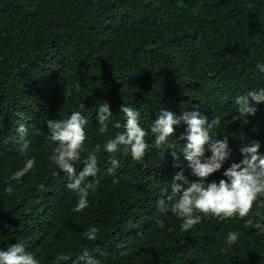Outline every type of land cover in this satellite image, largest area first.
Listing matches in <instances>:
<instances>
[{"label":"trees","instance_id":"obj_1","mask_svg":"<svg viewBox=\"0 0 264 264\" xmlns=\"http://www.w3.org/2000/svg\"><path fill=\"white\" fill-rule=\"evenodd\" d=\"M258 61H264V0H0V247L22 241L40 264H71L56 258L84 249L100 264H142L143 247L157 264H183L171 248L195 246L201 264H264L260 232L236 228L240 241L228 246L224 223L202 219L181 232L177 217L160 214L155 202L169 166L155 152L142 163L115 154L120 166L112 174V154L98 153L99 184L89 206L73 212L77 197L48 158L54 143L47 128V120L83 110L84 146L103 147L123 129L109 125L101 134L98 104L108 103L121 122L120 106L136 107L146 130L161 108L178 115L198 110L221 117L218 131L229 136L233 152L253 140L264 152V103L246 118L234 103L264 87ZM21 122L31 141L23 155L15 132ZM30 157L36 167L12 179ZM91 226L99 230L95 241L84 235Z\"/></svg>","mask_w":264,"mask_h":264},{"label":"clouds","instance_id":"obj_2","mask_svg":"<svg viewBox=\"0 0 264 264\" xmlns=\"http://www.w3.org/2000/svg\"><path fill=\"white\" fill-rule=\"evenodd\" d=\"M256 69L259 74H264V61H258ZM234 103L240 117L254 115L255 105L264 103V87L249 89L246 94L238 95ZM119 111L123 113V122L113 120L108 103L96 107L95 117L101 134L108 131L109 125L123 129L108 139L103 147L99 143L94 148L84 146L89 119L83 110L72 111L66 119L47 120L48 138L54 143L48 158L58 172L68 177L66 188L77 197L73 212H82L89 206V192L95 191L99 184L95 179L99 171L98 153L112 154L111 167L107 170L112 174L120 166L115 154L123 151L134 161L142 163L146 154L155 152L169 166L163 171L167 187L162 190L155 206L162 216L170 212L177 217L181 221V232L193 229L203 219L225 224L221 236L225 237L224 242L228 246L240 241L241 234L235 231L236 228H243L246 233L264 234V152L260 151V141L242 144L239 153H235L229 144V136H220L218 131L222 125L221 117L209 118L198 110L183 111L178 115L161 108L148 130L142 126V113L136 107L123 104ZM15 132L19 153L23 155L31 143L27 138V124L19 123ZM76 162L83 166L79 171L75 167ZM35 167V158H26L12 179L19 181ZM11 190L9 186L8 191ZM156 224L161 229L165 228L160 217L156 218ZM98 231L97 227L91 226L85 232V238L95 241ZM196 247L200 246L171 248V251L182 259L183 264H201ZM125 248V245H120L119 255H125ZM140 250L143 253L142 264L144 261L157 264L151 250L147 247ZM56 259L58 262L71 261V264H100L99 259L87 249L75 257L61 254ZM0 264L40 262L27 250L24 242L18 241L6 248L0 247Z\"/></svg>","mask_w":264,"mask_h":264}]
</instances>
